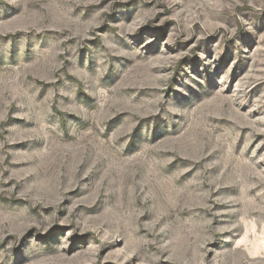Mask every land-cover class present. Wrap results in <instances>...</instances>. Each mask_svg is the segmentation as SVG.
<instances>
[{
  "label": "rangeland",
  "instance_id": "obj_1",
  "mask_svg": "<svg viewBox=\"0 0 264 264\" xmlns=\"http://www.w3.org/2000/svg\"><path fill=\"white\" fill-rule=\"evenodd\" d=\"M0 264H264V0H0Z\"/></svg>",
  "mask_w": 264,
  "mask_h": 264
}]
</instances>
